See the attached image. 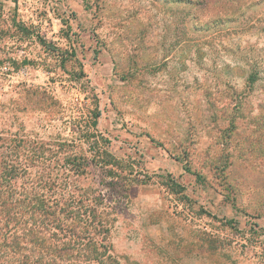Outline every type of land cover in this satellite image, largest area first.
<instances>
[{
    "label": "rangeland",
    "instance_id": "1",
    "mask_svg": "<svg viewBox=\"0 0 264 264\" xmlns=\"http://www.w3.org/2000/svg\"><path fill=\"white\" fill-rule=\"evenodd\" d=\"M24 134L89 158L119 264H264V0H0Z\"/></svg>",
    "mask_w": 264,
    "mask_h": 264
},
{
    "label": "trees",
    "instance_id": "2",
    "mask_svg": "<svg viewBox=\"0 0 264 264\" xmlns=\"http://www.w3.org/2000/svg\"><path fill=\"white\" fill-rule=\"evenodd\" d=\"M74 143L24 134L0 145V264H119L103 216L113 209L100 184L79 186L92 172L81 167L88 157L66 152ZM104 157L108 166L116 163L108 152ZM48 161L67 166L40 168Z\"/></svg>",
    "mask_w": 264,
    "mask_h": 264
}]
</instances>
